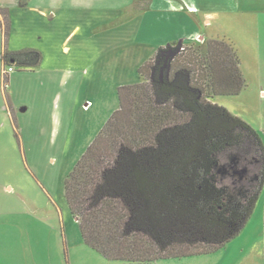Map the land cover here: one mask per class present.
Masks as SVG:
<instances>
[{"label":"rangeland","instance_id":"374dc122","mask_svg":"<svg viewBox=\"0 0 264 264\" xmlns=\"http://www.w3.org/2000/svg\"><path fill=\"white\" fill-rule=\"evenodd\" d=\"M228 1L169 0L174 11L166 12L164 0H0L4 39L44 56L38 75L12 66L15 81L0 80L8 111L23 119L15 129L0 115V264H140L109 261L84 243L65 182L118 109L119 87L139 83L150 58L151 79L162 80L176 54L190 62L208 40L233 45L245 86L208 100L249 124L264 146V0ZM143 264H264V184L223 247Z\"/></svg>","mask_w":264,"mask_h":264},{"label":"trees","instance_id":"16d2710c","mask_svg":"<svg viewBox=\"0 0 264 264\" xmlns=\"http://www.w3.org/2000/svg\"><path fill=\"white\" fill-rule=\"evenodd\" d=\"M180 55L162 61L169 68L162 80L151 79L150 58L138 68L139 83L119 87L118 109L65 182L84 243L109 261L219 249L240 233L262 190L261 138L208 100L245 86L237 50L213 39L190 62ZM41 60L30 48L2 54L5 67L31 69Z\"/></svg>","mask_w":264,"mask_h":264},{"label":"crops","instance_id":"0c3cea01","mask_svg":"<svg viewBox=\"0 0 264 264\" xmlns=\"http://www.w3.org/2000/svg\"><path fill=\"white\" fill-rule=\"evenodd\" d=\"M18 1V0H17ZM164 2H165V8H164V10H166V12H168V11H174V10H172L171 8H170V3H169V0H164ZM228 3H229V5H230V7H231V5L234 3V2H232V0H229L228 1ZM18 4H19V2H18ZM19 6V5H18ZM178 10H180V9H178ZM183 10V9H182ZM198 11H200V7H199V10ZM198 11H195V12H198ZM187 12V11H186ZM8 19H9V22H8V24H9V29H8V33H9V31H10V26H11V22H10V17L8 16ZM180 40H185V37H183L182 39H180ZM33 48V47H31V46H22V47H19V49H25V48ZM165 47V46H164ZM63 48H64V50L65 51H67V48L65 47V45L63 46ZM160 48V47H159ZM9 49H12L11 51H17V50H19L18 48H15V47H12L11 46V39H10V37H9V35L7 36V38L6 39H4V36H3V34H2V30H1V28H0V61H1V65H0V80H2V77H4L5 76V74L6 73H4V65H3V62H2V54H3V52L5 51V50H9ZM41 53V52H40ZM42 54V53H41ZM43 62H44V56L42 55V60H41V62H40V64L36 67V75H38L39 74V71H40V69H39V66L41 65V64H43ZM32 72V71H31ZM35 73V72H34ZM8 74V73H7ZM6 74V75H7ZM14 76H15V72L13 71L12 73H10V75H8V78H9V82H10V84L11 83H13V81H15L14 80ZM40 83V82H39ZM9 86V85H8ZM8 88V87H7ZM68 94H70L71 95V93H68ZM19 107H20V105H18ZM119 107V106H118ZM8 108H11V107H9V104H8V97H6V94L2 91V89H1V87H0V115H3L4 116V118H5V122H7V123H10V125L12 126V127H14L15 129H18L17 127H15V124L14 123H18V125L20 126L21 125V123H22V121L21 120H23V119H21V118H19V112H20V110L18 109V113L16 114H14L13 113V111L11 112H9L8 111ZM27 109H28V107L27 106H24V108H23V110H22V112L23 113H25L26 111H27ZM63 111H65L66 112V110L64 109ZM21 113V112H20ZM59 126H62V121H59ZM5 191H8V190H10L9 188H3Z\"/></svg>","mask_w":264,"mask_h":264},{"label":"built area","instance_id":"2783aa9c","mask_svg":"<svg viewBox=\"0 0 264 264\" xmlns=\"http://www.w3.org/2000/svg\"><path fill=\"white\" fill-rule=\"evenodd\" d=\"M13 68L12 67H8L7 72H12Z\"/></svg>","mask_w":264,"mask_h":264}]
</instances>
